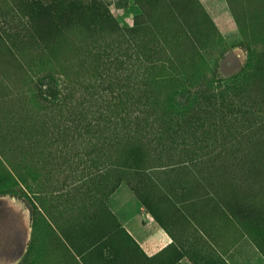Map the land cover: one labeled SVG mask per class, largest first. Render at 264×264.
Masks as SVG:
<instances>
[{
  "label": "rangeland",
  "instance_id": "rangeland-1",
  "mask_svg": "<svg viewBox=\"0 0 264 264\" xmlns=\"http://www.w3.org/2000/svg\"><path fill=\"white\" fill-rule=\"evenodd\" d=\"M0 264H264V0H0Z\"/></svg>",
  "mask_w": 264,
  "mask_h": 264
},
{
  "label": "trees",
  "instance_id": "trees-1",
  "mask_svg": "<svg viewBox=\"0 0 264 264\" xmlns=\"http://www.w3.org/2000/svg\"><path fill=\"white\" fill-rule=\"evenodd\" d=\"M142 83V82H141ZM40 86L42 87V93L44 94L45 98L42 99V101L46 104H52L56 108H63L66 105L64 104L62 96L63 92L59 85L56 84V82L53 79H47L43 81ZM201 87H196L194 90H187V94L197 95L199 93H202ZM133 98H125L124 102L127 103V108L130 106V109H128L130 112H132L131 119L126 122V120L121 119L119 123H113L110 118L111 113V104L112 106L114 103L121 101L124 96V93L122 95H114L112 94H101L99 95L98 99H94V110L98 111V114H96L94 111L92 112L93 120L94 117L97 116V120L101 118L103 120V127H110L112 125H121L120 129L122 128H131V132L128 134L123 133L119 130L118 132H114L113 139L105 138L102 140V143L107 144V146L112 145L110 142L116 143L120 146L127 141L134 142L136 144L143 145L145 147H148L151 140L146 138V131L149 129L154 133H157L159 137L164 136V123L159 121V123L156 122V111H157V105L154 99L148 94L147 90L144 89L143 84H136L135 89H133L132 92ZM64 97V96H63ZM133 99V101H131ZM207 99H205L202 102V105H207L206 102ZM195 103V101H194ZM198 104V103H197ZM197 107V106H196ZM195 106H192V110L194 111L195 115L198 116L201 114V110H198ZM92 109H90L91 111ZM103 114V115H102ZM190 124H195V119H192ZM57 127H60L61 124H55ZM63 125V123H62ZM115 131V130H114ZM115 145V144H114ZM119 150V149H118ZM108 151V150H107Z\"/></svg>",
  "mask_w": 264,
  "mask_h": 264
}]
</instances>
